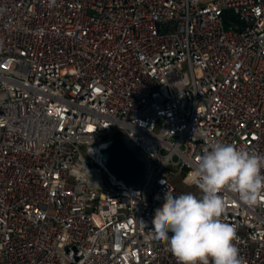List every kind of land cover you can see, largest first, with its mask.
<instances>
[{
  "label": "built area",
  "instance_id": "obj_1",
  "mask_svg": "<svg viewBox=\"0 0 264 264\" xmlns=\"http://www.w3.org/2000/svg\"><path fill=\"white\" fill-rule=\"evenodd\" d=\"M209 141L264 154V0H0V264H178L152 219ZM221 195L264 264V195Z\"/></svg>",
  "mask_w": 264,
  "mask_h": 264
},
{
  "label": "clouds",
  "instance_id": "obj_2",
  "mask_svg": "<svg viewBox=\"0 0 264 264\" xmlns=\"http://www.w3.org/2000/svg\"><path fill=\"white\" fill-rule=\"evenodd\" d=\"M264 154L209 141L191 174L201 193H166L152 219V235L163 241L178 264H243L235 228L223 222L225 190L255 205L264 195Z\"/></svg>",
  "mask_w": 264,
  "mask_h": 264
},
{
  "label": "water",
  "instance_id": "obj_3",
  "mask_svg": "<svg viewBox=\"0 0 264 264\" xmlns=\"http://www.w3.org/2000/svg\"><path fill=\"white\" fill-rule=\"evenodd\" d=\"M103 160L108 171L117 180L128 186L141 187L146 182L145 164L127 147L121 138L103 152Z\"/></svg>",
  "mask_w": 264,
  "mask_h": 264
},
{
  "label": "rangeland",
  "instance_id": "obj_4",
  "mask_svg": "<svg viewBox=\"0 0 264 264\" xmlns=\"http://www.w3.org/2000/svg\"><path fill=\"white\" fill-rule=\"evenodd\" d=\"M176 188L178 189V191L181 194L191 192L197 196L201 195V193L199 192V190L196 187H186L181 182H176Z\"/></svg>",
  "mask_w": 264,
  "mask_h": 264
}]
</instances>
